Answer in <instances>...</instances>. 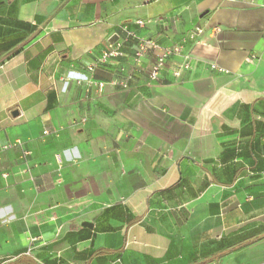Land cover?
Masks as SVG:
<instances>
[{
  "label": "crops",
  "instance_id": "crops-1",
  "mask_svg": "<svg viewBox=\"0 0 264 264\" xmlns=\"http://www.w3.org/2000/svg\"><path fill=\"white\" fill-rule=\"evenodd\" d=\"M0 264H264V0H0Z\"/></svg>",
  "mask_w": 264,
  "mask_h": 264
},
{
  "label": "built area",
  "instance_id": "built-area-1",
  "mask_svg": "<svg viewBox=\"0 0 264 264\" xmlns=\"http://www.w3.org/2000/svg\"><path fill=\"white\" fill-rule=\"evenodd\" d=\"M136 25L142 27L144 23L137 21ZM124 37L117 39L111 43H108L105 49H103L100 55L86 67L87 75L81 78H77V83H84L88 88H96L101 91L104 87L112 86L121 89H128L130 84L135 80L136 75L141 69L143 62L150 57V64L146 72V85L159 82L161 80V73L166 69L170 60L175 59V66L171 72V76L174 79H179L182 73L190 68L189 56L183 53V49L180 45H174L171 47L162 46L156 41L148 38H135L134 34L126 29L122 28ZM199 34L200 29H195L186 35L189 40H194ZM133 45H128L129 39H134ZM130 50V57L134 65V69L126 71L123 68L118 69L117 75L113 77L109 82L95 81L92 77L96 68L100 65H105L113 60L125 58L126 49ZM127 49V50H128ZM212 68H215L214 66ZM47 132L44 131V134ZM8 146L3 147L7 149Z\"/></svg>",
  "mask_w": 264,
  "mask_h": 264
}]
</instances>
